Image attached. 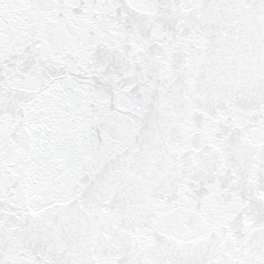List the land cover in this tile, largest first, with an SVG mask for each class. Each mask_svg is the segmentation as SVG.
I'll list each match as a JSON object with an SVG mask.
<instances>
[{"label":"snow or ice","instance_id":"obj_1","mask_svg":"<svg viewBox=\"0 0 264 264\" xmlns=\"http://www.w3.org/2000/svg\"><path fill=\"white\" fill-rule=\"evenodd\" d=\"M0 264H264V0H0Z\"/></svg>","mask_w":264,"mask_h":264}]
</instances>
